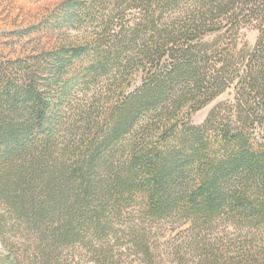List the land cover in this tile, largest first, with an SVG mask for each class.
I'll list each match as a JSON object with an SVG mask.
<instances>
[{"label":"trees","instance_id":"1","mask_svg":"<svg viewBox=\"0 0 264 264\" xmlns=\"http://www.w3.org/2000/svg\"><path fill=\"white\" fill-rule=\"evenodd\" d=\"M52 23L83 35L0 67L9 264H264V0H61ZM152 219L182 224L159 243Z\"/></svg>","mask_w":264,"mask_h":264},{"label":"rangeland","instance_id":"2","mask_svg":"<svg viewBox=\"0 0 264 264\" xmlns=\"http://www.w3.org/2000/svg\"><path fill=\"white\" fill-rule=\"evenodd\" d=\"M61 0H0V67L10 61L21 59L29 54L50 50L64 44L75 43L81 39L83 32L72 30L70 27L56 28L52 23L53 15ZM258 32L250 27H243L234 38L236 52L249 53L253 50ZM78 38V39H77ZM232 90L222 94L213 102L197 112H193L189 120L193 125H202L210 112L223 102L233 101ZM232 102V103H233ZM14 210L0 201V264H9L10 251L2 241L8 244L18 241L27 232L24 225L17 220ZM176 219L147 220L145 228L149 238L159 243H165L169 237L175 235L182 223ZM2 232V234H1ZM75 261V262H74ZM71 259L72 264H85ZM168 264V262H167Z\"/></svg>","mask_w":264,"mask_h":264}]
</instances>
